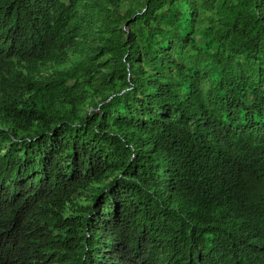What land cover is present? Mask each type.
<instances>
[{
	"label": "trees",
	"instance_id": "1",
	"mask_svg": "<svg viewBox=\"0 0 264 264\" xmlns=\"http://www.w3.org/2000/svg\"><path fill=\"white\" fill-rule=\"evenodd\" d=\"M0 264H264V0H0Z\"/></svg>",
	"mask_w": 264,
	"mask_h": 264
}]
</instances>
